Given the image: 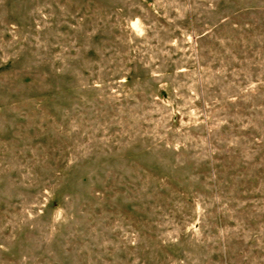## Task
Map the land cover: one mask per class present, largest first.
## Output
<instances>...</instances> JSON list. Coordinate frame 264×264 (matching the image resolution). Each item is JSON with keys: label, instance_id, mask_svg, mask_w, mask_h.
I'll return each instance as SVG.
<instances>
[{"label": "rangeland", "instance_id": "374dc122", "mask_svg": "<svg viewBox=\"0 0 264 264\" xmlns=\"http://www.w3.org/2000/svg\"><path fill=\"white\" fill-rule=\"evenodd\" d=\"M0 264H264V0H0Z\"/></svg>", "mask_w": 264, "mask_h": 264}]
</instances>
